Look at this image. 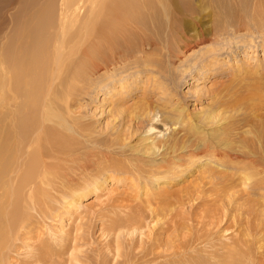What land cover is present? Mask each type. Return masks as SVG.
<instances>
[{
    "label": "bare ground",
    "instance_id": "1",
    "mask_svg": "<svg viewBox=\"0 0 264 264\" xmlns=\"http://www.w3.org/2000/svg\"><path fill=\"white\" fill-rule=\"evenodd\" d=\"M219 1L216 0V2ZM257 1L260 0H256L258 6L254 5L250 15L240 14L238 6V13L228 18L227 24L214 23L210 30H199V36L194 38L189 33H182L183 30L182 34H178L180 33L179 27L182 20L195 11L201 0H170L171 8L167 11V16L171 23L167 34L171 35L169 38L174 44L168 40L163 48L169 54L165 55L175 64L177 60L183 61V56L187 54L189 56V50L192 52L198 45L206 46L204 48L207 53L202 52L196 56L198 65L189 75H195V81L207 80L212 73L211 70H216V65L222 59L221 50L211 47L212 43L221 46L219 41L222 39L236 37L238 45L245 42L244 37H248L245 34L250 33L252 37L254 32L263 35L261 38L264 41V0H261L259 4ZM158 3L159 0H0V264H6V258L13 246L12 240L19 236L20 229L30 226H25L30 223L28 221L31 217L29 209L37 211L41 217L46 214L44 213L46 208H42L38 200L37 187L40 191L44 189L42 195L46 198V187L58 185L57 183L62 180L63 182L58 186L66 187L71 195L73 191L80 194L82 198H87L89 194L100 191L107 183L108 177L113 178L114 175L123 174L131 177L135 188H139L143 183L140 180L144 178L145 183L150 182L152 177L158 178L157 176H162L169 181V179L173 180L190 172L195 161L185 159L186 155H205L210 159L222 158L223 162L226 160L231 164L237 162L240 164V160L245 162L244 159L247 158L249 163L245 162L240 168L249 173L243 176V171L237 170L238 165L236 169H228L230 175L226 173L225 177L216 179L212 175L208 178L204 175L210 174V169L206 168L202 171L198 169L200 177L197 175L196 178L201 179L202 185L195 184L190 189L183 188L182 190V192L185 190L184 199L187 196L189 200L187 202H192L193 213L194 210H199L197 211L199 215L196 213V222L199 227L195 228L196 232L193 237L191 236L192 238L188 235H180L178 239L165 240L164 238V234L169 232L171 227L173 229L176 226L175 221L181 219L180 213L173 214V217L169 215L168 217L171 218L167 220V225L150 230L151 233L146 236V240L143 239V230L149 229L152 214H155V211L160 213L161 209L151 210L145 207L151 211L150 215L146 213V210H138V212L126 213L124 217L114 218L108 229L116 235L112 258L114 257L115 260L117 257H122V247L118 241L120 233L124 236V241L127 240L130 250L129 255L123 257L122 261H116V264H264V247H259L262 251H259L258 247L253 251L251 247L253 241L257 240L253 232L264 230L261 218L258 217L257 220L261 222L258 223L259 225L251 226L249 224L254 217L244 221L232 212L243 206L236 198V193H238L236 189L240 184H244V188L240 190L243 193L242 198L244 194L264 197V166L261 159L250 156L251 153L241 157L240 155L232 157L230 151L217 152L216 149L213 151L214 147L220 149V144L212 147V141L211 144L206 142L204 146H198L186 155L171 158L167 157L166 149L164 153H161L163 158L161 161L158 160L159 162L145 154L144 156L140 154L131 156L132 159L128 158V161L125 158L131 155L126 153L130 149L126 150V145L122 140L130 137L119 129V126L112 128L106 135L93 137L94 131L92 134L87 133V129L80 131V126L77 128L74 125H68L64 118L55 120L51 116L53 112L50 113V108L58 91L57 88L61 84L64 71L70 68L73 69L71 79L77 81L82 79L84 83L87 82L86 76L93 78L103 72L101 80L94 82L92 89L96 90L95 93L103 92L108 99H111L110 102L117 105L125 103L123 97L126 98L125 96L137 88L138 79L157 73V77L150 79L152 81L140 83L146 90L142 91L140 101L137 100L140 102L135 105L138 110L134 108L135 113L140 114L139 119L146 124V131L140 140L149 142L152 138L151 144H147L149 146L143 144L144 153L149 151L157 153V140V142L165 141V146L170 142L168 148H171L178 140L180 132L195 130L198 122L210 124L209 120L215 119L218 115L213 112L221 106H228L225 97L220 96L214 98L212 111L199 116L196 122L193 118H187L183 113L177 115L176 118L168 115L167 119L158 118L161 112L158 108L162 106L153 105L150 103L152 101L148 100L151 94H155V89L163 90L164 105H171L169 99L166 98L170 94L166 90V78L162 77L163 69L157 57V55L165 56L162 48L159 49L164 38L160 39L159 36H155L156 34L146 33V30L140 29L141 13L153 10L151 18L155 19ZM210 16L212 22H215L214 20L222 17V14L220 16V12L215 8ZM146 17L144 16V19ZM154 22L155 20L152 21ZM145 24L147 25L148 22ZM253 47L249 44L251 52H255ZM246 49L243 48L242 51L245 52ZM218 65L223 67L225 63ZM247 70H245L246 74H235L227 73L226 68L223 67L222 74L226 72L227 76L231 77L224 87L227 90L231 89L233 86L229 83L233 84L234 80H238L239 85L248 86V89L245 88L248 95L242 91L241 94L237 92L239 93L236 95L237 98L234 97L237 99L236 102L234 103V100L231 102L236 104L235 107L243 105V108H247L253 105L260 110L261 104L257 105L254 99L257 96L262 98L264 95V88L260 87L261 82L264 83V76L254 77V73L248 74ZM92 84L93 82L89 83V87ZM233 93L230 96H233ZM116 97L117 100L114 101ZM256 100L259 102L260 99ZM78 116L79 114L75 115L76 118ZM162 123L164 128L160 126ZM233 123L234 121L228 124L220 123L215 129H219L217 131L225 129L228 131L227 134H230ZM166 131H170L172 138L163 140ZM219 134L214 130L210 138L219 140L221 137ZM110 136L113 137L110 138ZM224 136L221 139H224ZM226 136L227 141L229 135ZM79 137L84 139L83 144ZM229 141L227 145L231 149L234 148L230 146L232 142ZM137 151L140 150L137 149ZM140 159L142 164L137 162ZM153 161L155 163L151 164ZM257 161H259L258 167H252L258 164ZM248 166L252 168H247ZM236 174L239 175L237 179H235ZM70 175L75 176L71 178ZM260 177L263 178L256 179L255 183L253 181L246 183L247 180ZM243 180L244 183H240ZM74 182L79 183L74 186ZM150 200L146 202V206L153 202ZM155 200L159 202L157 198ZM225 200L228 201L227 204H224ZM155 202L153 203L157 206ZM46 206L49 205L46 204ZM243 211L246 212L245 209ZM233 220L235 222L232 224ZM243 222L246 223V229L238 238L233 237L229 230L235 225L240 226ZM250 238L254 240L251 242ZM165 245L167 249L162 251ZM44 246H42L43 251H39L43 259L46 258L44 255H47L49 250V245L44 244ZM125 247L123 250L127 251ZM73 260L80 263L74 257ZM73 260L70 259V264L74 263Z\"/></svg>",
    "mask_w": 264,
    "mask_h": 264
},
{
    "label": "rangeland",
    "instance_id": "2",
    "mask_svg": "<svg viewBox=\"0 0 264 264\" xmlns=\"http://www.w3.org/2000/svg\"><path fill=\"white\" fill-rule=\"evenodd\" d=\"M260 1H257V3L259 4ZM158 4L159 5L157 6V13L154 15L155 19L151 18V15L153 16V10H147L146 12L141 13L140 16L142 17V19L140 29L146 30V33L148 32L154 35L156 34L155 36H159L158 38L160 39L164 38V41H161L160 43L162 46H160L159 49L162 48L163 54L165 55L169 54V52H167L163 48L168 43V40L170 43L174 44L173 41H170L171 38L169 37L171 35L169 33L167 34L168 27H170L171 23L169 16H167V11L171 8V3L170 0H159ZM254 5H257L256 0H220L219 2H216V0H201L200 4H198L195 11L190 16H187L182 20L179 27L180 33L178 34L189 33L191 34V36L196 38L199 36V30H210L213 27L214 23L219 24L220 22H222L224 24H227L228 18H231L233 14L238 13V6L240 9V14L242 13L244 15H250L249 13L252 11ZM215 8H217V10L220 12V16L222 14V17L216 18L214 20L215 22H212L210 14L211 11ZM144 16H149L145 19L149 18L150 20H145ZM153 20H155L154 23H152ZM142 21L145 22L143 23ZM147 22L148 26L145 24ZM144 26L151 27L146 28ZM253 30L257 31V29L255 28H253ZM245 35H248L247 38L246 36L244 37L245 42H241L238 45L236 43V41H238L236 37H227L219 41L221 46L217 43H212L211 47H213L214 49L221 50L220 52H222V59L221 57H219V59H221L219 63L222 65L225 63V66L227 65L226 67L223 66L224 69L226 68L227 73L246 74L245 70L248 69V74H252L253 72L254 77L262 78L264 76V48H262L264 47V41L262 40L263 38H261V36L263 35H260L258 32H254L252 37L250 36V33H247ZM249 44H252L254 46L253 49L255 50V52H251L252 49H249ZM204 47L206 46L198 45V47L194 48L192 52L191 50H189L188 53L190 55L188 56L187 54L185 57L183 56L184 60H177L175 64H173L172 61L169 60V57L167 55H161L160 57L159 55H157L159 64L160 66H162L161 69H163L162 77L166 78H164L166 81V90L170 94L166 98L167 100L169 99L168 101L171 104L169 106L164 105V97H162L163 90L155 89L157 92L154 90L155 94L153 95L156 96H153L151 94V97H149L148 100L152 101L150 103H152L153 105L162 106V108L156 107L161 111L158 114V118L164 119L165 117L167 119L168 116L176 118L177 115L183 113L185 114V116H187V118H193L196 122V119L199 116L209 113L210 110L212 111L213 100L215 97H225V102L228 104V106H221L213 112L215 115H218L215 119L209 120L210 124H204L197 121V128L195 130H190L188 132H180L178 140L176 141L175 145H172L171 148H168L170 142L167 146H165V141L157 142V140V153H153V151L144 153L143 144H151L152 138L149 140V142L140 140V138L144 135L146 131V124L143 122V120L139 119L140 114L135 113L136 109L138 110L135 105H137V103H140L139 101L142 97L141 93L143 90H146L143 85H140V83L142 81H152L153 78L157 77V73L142 76L140 79H138L137 84H139L137 88L134 89L133 92H130L128 96H125L126 98L123 97V99H125V103L123 105H117L114 102H110L111 99H108V96H106L103 92L95 93L96 90L92 89L94 87V82H98L101 80V77L104 75L103 72L97 74L93 78H89L88 76H86L85 80L87 82L84 83L82 79L80 81L71 79L73 70L72 68H70L69 70H65L60 82L61 84L57 88L58 93L56 92L53 99V105L50 108V113L53 112L51 116L55 120L64 118L66 120L65 122H67L68 125H74L77 128H79L80 126V131H84V129H87L86 132H91V134L94 131V133L92 134L93 137L102 136V134L106 135L108 134V131L112 130V128H116L115 126H117L118 128L119 126V129H122L125 134L130 137L128 139L124 138V140H122L123 143H125L126 145V150L130 149L126 152L129 155L131 154L129 157L125 158L127 160L128 158L132 159V157L137 154L143 156L145 154V156L157 159L156 162H159L163 158L161 153H164L166 149L168 152L167 157L171 158L179 155H186L188 154V152L195 150L198 146H204V143H210L213 141L212 144L210 143L212 147L220 144V149L218 147H214L212 148L213 151L214 149H216L217 152H220L221 150L228 152L230 151L232 157L238 155H240L241 157L244 154L249 155V153H251L250 156L255 157V159H261V163H263L264 166V100H262L264 99V95L262 98L257 96L258 98L255 97L254 99L255 103L257 102V105L261 104L262 107L260 110L258 108H255L253 105L247 108H243V105H240V107H235L236 104L234 103L237 100L236 95L239 94L241 91L245 93V95H248V91H246L245 88L248 89L249 87L239 85L237 83L238 80H234L233 84L229 83L233 87H231V89L229 88L230 90L228 89V92L227 88H225L224 85H227V81H230L229 78L231 77L230 75L227 76L226 72L224 75L222 74L221 70L223 69V67H219L221 66L218 65L219 63L215 67L216 70H211L212 73H210V77H208L207 80L205 79L203 81L201 79L199 80L200 82L195 81V75L189 74L193 73L198 65L196 61V56H198L202 52L207 53ZM229 47L232 50L229 49ZM243 48H247L245 52L242 51ZM194 62H196L195 65ZM237 68H240V70H238ZM79 71H81V69H79ZM186 71L187 73H185ZM151 78L152 80H150ZM173 78H175V80ZM71 81L73 83H71ZM91 82H93V84L89 87V83ZM263 85L264 83L261 82L260 87L264 88ZM168 88L170 90H168ZM241 88L244 89L242 90ZM131 89H129V91H131ZM232 93L233 96H230L232 95ZM234 97L236 98L234 99ZM256 99H260L259 102ZM116 100L117 97L114 98V101ZM231 100H234V103H232ZM77 114H79V116L76 118L75 115ZM230 121H234V123L231 124L232 129L230 130V134H227L228 131H226L225 129H223V131H217L219 129H215L218 128L217 125H220V123L228 124V122ZM195 122L193 121V123ZM56 125L57 124H55V126ZM160 126L164 128L163 123ZM214 130H216V133L218 132V134H221L219 140L210 138L211 135L214 133ZM95 133L97 135H95ZM132 133H134L133 136ZM170 134V131H166V133H164L163 140L172 138V135ZM74 135L77 136L76 134ZM226 135H229V139H227V141L230 140L229 142H232V145L230 146L234 148L231 149V147L227 145L228 143L226 141ZM222 136H224V139H221ZM111 137L113 136H110V138ZM79 138L82 139V137ZM81 139L79 140L82 143L84 139ZM79 140L78 142H80ZM220 142H222L223 144ZM226 147L228 148L226 149ZM136 148L140 151H137ZM186 156L187 158L185 159L195 161V164L192 166L190 172L185 173L177 177L176 179H169V181L166 178H162V176H157L158 178H160L158 179L156 177H152L150 178V182L145 183L144 178L140 180V182L142 181L143 183L141 182L142 185H140L139 188H135V186L131 182V177L123 174L114 175L113 178L108 177L106 181L107 183L104 185V187L97 193H94L92 195L89 194L87 198H82L80 194L73 191L71 195V192L66 187L58 186L63 182L62 180L57 183L58 185H49L46 187V198H44L45 195H42L44 189L40 191L39 187H37L36 194L38 196V200L41 203V207L46 208L44 211V213L46 214H44V217H41V215H39L37 211L29 209V211L31 212V217L28 221L30 223L25 226H30L27 228H21L19 236L12 240L13 246L10 249L11 252L8 253V257L6 258V264H70V259L73 260V257L80 262L78 263L73 260V264H75V262L76 264H96V262L97 264H116V261H122L123 257H127L130 253V250L128 248L127 240L124 241V236L120 233L118 241L120 247H122V257H117V259L115 258V260L114 257L112 258V256H114L112 254V251L115 250L114 248L116 242V235H114L115 233L113 231L108 230L110 222L114 218H118L121 216L124 217L125 214L128 212H138V210H146V213H151V211L147 210V208H150L151 210H157L159 208L158 210H161L160 213L155 211V214H152V220H149V225L151 227L149 226V229L143 230L144 240L147 239L146 236L150 235V230H154L164 225H167V220L171 218L168 216L171 215L173 217V214L176 213H180L181 219L175 221L176 226L173 227V229L171 227V230L169 229V232H166L164 234L165 240L169 238L178 239L180 235H188L190 236L189 238H192L194 233L196 232L195 228L199 227L196 222V213L197 215H199V213L197 212L199 210H194L193 213V207L191 205L192 202H187L189 201L187 199V196L186 199H184V191L190 189L195 184H197V186L202 185L201 179H199L200 176L198 169H200L201 171L205 170L206 168L210 169V174H204L206 175V178L212 175L213 178L221 179L222 176L225 177L226 173V175H230V170L228 169H236L239 165L237 170L243 171L244 176L245 174H247L248 171H244V169L242 170L240 166H243L245 162L249 163V160L245 158V162L240 160V164L238 162L231 164L228 163L226 160L224 161V163L222 158L210 159L209 156L205 155ZM68 159H70V157H68ZM141 159L140 161H137L140 164H142ZM153 163L155 162H151V164ZM257 163L258 164L252 165V167L259 165V161H257ZM249 167L250 166H248L247 168ZM256 171L259 172V170ZM251 172H254V170H251ZM88 173H90V171ZM144 175L148 176L147 174ZM197 175L199 177L196 178ZM70 176L71 178H73L75 175ZM238 177L239 175L236 174L235 179H237ZM262 178L263 177L253 178L251 180H247L246 183L248 184L252 181L255 183L257 181L256 179ZM192 182H194V184ZM78 183L79 182H74L73 185L75 186ZM240 183H244V180ZM243 186L244 184H240L236 189L238 190V193H236V198H238V201L241 202L243 206L239 207V210H235L232 212H234L240 220L243 219L244 221H247L248 219L254 217L251 223L249 224L251 226H256L259 225L258 223H261L257 221L259 219L258 217L261 218L264 224V197L256 194H244V198H242L243 193L240 192V190L244 188ZM183 188L185 190L182 192ZM162 192L165 193L163 194ZM25 196H27V194H25ZM155 198L159 200L158 203L155 202ZM148 200H150V202H155L157 206H155L153 202L149 204L150 207L148 206V204L146 206L145 204ZM23 202L25 201L23 200ZM167 202H171L168 203L169 205H171L169 206ZM227 203L228 201L225 200L224 204ZM46 204L49 205V208L46 206ZM244 209L246 210V212L243 211ZM233 222H235V220L232 221V224ZM245 229L246 223L243 222L240 226L235 225L234 227H231L229 232H232L233 237L238 238L240 234L244 232ZM22 233L25 234L21 235ZM253 233L255 238H257L258 240H255L254 242V239L250 238L251 242L253 241V246L251 245V247L253 251H255L257 247H264V239H262V237L264 238V230ZM224 234H226V232ZM44 244L49 245L47 255H44V257H46L48 260L46 258V260L43 259V255L39 254L40 250L43 251L42 246H44ZM126 245L127 247H125ZM124 247L127 251L123 250ZM163 249H167V246L165 245L162 248V251ZM60 250L62 252L61 254ZM259 251L262 250L259 248ZM124 254L126 256H124ZM72 255L73 257H71ZM37 257L39 259H37ZM85 261L86 263H84Z\"/></svg>",
    "mask_w": 264,
    "mask_h": 264
}]
</instances>
